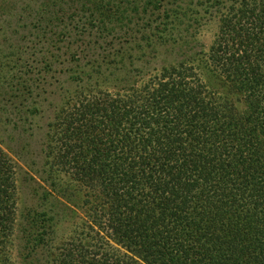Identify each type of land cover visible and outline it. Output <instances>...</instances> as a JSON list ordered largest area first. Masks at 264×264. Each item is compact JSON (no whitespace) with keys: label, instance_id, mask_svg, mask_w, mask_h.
Here are the masks:
<instances>
[{"label":"trees","instance_id":"trees-1","mask_svg":"<svg viewBox=\"0 0 264 264\" xmlns=\"http://www.w3.org/2000/svg\"><path fill=\"white\" fill-rule=\"evenodd\" d=\"M77 2L0 87V264H264V0Z\"/></svg>","mask_w":264,"mask_h":264},{"label":"rangeland","instance_id":"rangeland-1","mask_svg":"<svg viewBox=\"0 0 264 264\" xmlns=\"http://www.w3.org/2000/svg\"><path fill=\"white\" fill-rule=\"evenodd\" d=\"M46 2V0H0V87L1 89H4L9 84L12 83L17 84L18 79L23 78L21 75V64H23L28 57L29 51H31V43L32 40L31 34L36 29H42L45 28V31H49V28L51 31H56V25L60 22H55L52 20L51 26L46 24V20L52 19V15L56 11H58L60 8H63L64 10H67L69 6L71 5V9L77 13V16L74 21L69 22V25H79L81 21L84 18V12L81 8L80 2L76 3V0H73L70 4L68 0H58V4H55L53 6L52 1L57 0H50L49 3H47V6H44L41 8L43 2ZM38 16L41 17L42 23L37 25L35 23V20L38 18ZM33 19V20H32ZM56 26V27H55ZM34 27V28H33ZM215 31V24L211 22L208 25H203L200 27L199 32L197 33V41L208 44L214 34ZM23 66V65H22ZM29 78V75H27ZM60 77V76H59ZM65 79V76H62L60 80ZM12 79V80H11ZM25 79H27L25 77ZM61 86V84H60ZM58 90V89H57ZM51 92V90H49ZM60 95V96H59ZM53 97L55 99V103L53 106L59 105L61 101V93L60 91H54ZM84 95L83 94H75L73 99L75 101L81 102L83 100ZM53 107L46 108L44 110V113L40 114L41 116L45 115L47 117V120L42 118L39 120V125L44 126L46 121H50L52 118V115L54 113ZM10 117L11 119L17 120L18 117L15 116L14 112L12 110H7L6 112H3L2 119L5 117ZM4 126V132H3V145L5 146V149L2 147V149L9 153L11 152L8 147L13 143L12 139H9V134L12 132V126L9 123H5V121H2ZM5 139V140H4ZM36 142V139H33ZM37 145V143H36ZM18 152V150H17ZM36 157V163L38 160V157ZM10 158L17 162L18 169H16V179L17 183L20 184V182H24L27 180H24L25 174L28 176H33L36 180V184H41L40 181L37 179L35 175L30 172V169L27 168L28 166L23 164L19 159L16 158V156L10 155ZM26 159V163H27ZM39 162V161H38ZM40 163V162H39ZM38 168L36 169V171ZM32 185V183H29ZM44 186V185H42ZM25 190L20 189V192L18 194L19 196V206L22 208L25 204L31 203L30 201V195L27 193L25 194ZM79 218L84 219L82 217V214L79 215ZM70 222L66 225H62L60 227L59 235L64 236V238L68 239L72 236V231ZM100 236L104 238L105 241L112 243L108 241L106 237L103 236L102 233H98ZM15 243L17 244V241L15 240ZM15 245V244H14ZM13 258L15 257V249L13 251ZM15 259V258H14ZM17 262V260L15 259Z\"/></svg>","mask_w":264,"mask_h":264}]
</instances>
